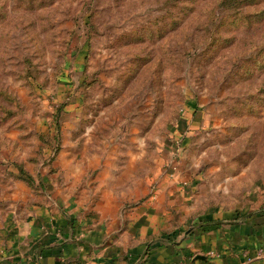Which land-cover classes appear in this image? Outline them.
<instances>
[{"label": "rangeland", "instance_id": "1", "mask_svg": "<svg viewBox=\"0 0 264 264\" xmlns=\"http://www.w3.org/2000/svg\"><path fill=\"white\" fill-rule=\"evenodd\" d=\"M132 152L206 205L264 199V0H0V244L64 174Z\"/></svg>", "mask_w": 264, "mask_h": 264}, {"label": "crops", "instance_id": "2", "mask_svg": "<svg viewBox=\"0 0 264 264\" xmlns=\"http://www.w3.org/2000/svg\"><path fill=\"white\" fill-rule=\"evenodd\" d=\"M139 155L122 164L114 155L86 180L81 168L64 174L67 188L28 206L23 221H5L0 264H264L263 198L206 205L211 191L180 162L142 176Z\"/></svg>", "mask_w": 264, "mask_h": 264}, {"label": "trees", "instance_id": "3", "mask_svg": "<svg viewBox=\"0 0 264 264\" xmlns=\"http://www.w3.org/2000/svg\"><path fill=\"white\" fill-rule=\"evenodd\" d=\"M228 1H231V0H228ZM192 113L195 114V111H192ZM16 177L26 182L29 186H31L35 182L34 177L21 167L19 168L18 173L16 174Z\"/></svg>", "mask_w": 264, "mask_h": 264}, {"label": "built area", "instance_id": "4", "mask_svg": "<svg viewBox=\"0 0 264 264\" xmlns=\"http://www.w3.org/2000/svg\"><path fill=\"white\" fill-rule=\"evenodd\" d=\"M257 254L259 255V256H261L262 255V251L259 249V250H257Z\"/></svg>", "mask_w": 264, "mask_h": 264}]
</instances>
